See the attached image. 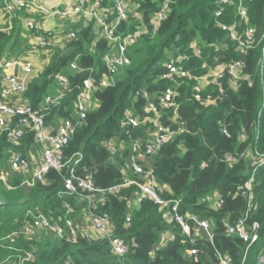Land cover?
I'll return each mask as SVG.
<instances>
[{
    "label": "trees",
    "instance_id": "16d2710c",
    "mask_svg": "<svg viewBox=\"0 0 264 264\" xmlns=\"http://www.w3.org/2000/svg\"><path fill=\"white\" fill-rule=\"evenodd\" d=\"M129 1L137 4L139 13H130L120 29L134 30L143 19L152 30L151 20L165 0ZM217 1L171 0L168 13L155 32L151 31L130 45L132 63L119 72L115 84L95 89L96 107L88 111L84 124L77 127L64 147L66 155L83 151L79 172L93 173L95 185L99 188L107 189L121 183L125 176L144 181L143 174L135 173L131 167L130 144L140 137L146 140V132L153 124L147 121L133 128L122 127L121 122L129 109L145 116L147 99L137 98V90L146 89L155 98L168 85L175 86L162 75L167 70V63L181 56L178 63L190 70L192 76L179 80L176 90L178 117L173 119L170 110L161 118L164 124L172 126L175 135L159 151L145 155L139 163L145 170L153 171L157 191L163 198H180L184 210L189 209L212 222L213 242L205 235L193 236L194 241H191L182 233L181 226L170 219L169 205L161 207L144 198L129 207L128 201L134 198L137 189L135 186H128L119 193L96 194L94 210L109 213L115 226L113 232L128 245L125 255H115L108 240L102 236L88 239L78 235L76 241H70L47 228H39L31 237L14 235V230L26 219H32L33 214L45 213L60 221L65 226V234L69 232L66 218L85 223L87 200L67 194L62 175L51 169L45 180L34 186L19 184L22 178L19 175L10 177V183L15 187L5 186L7 192L13 194L6 200L0 197V264H220L216 249L230 256L233 264H241L246 243L239 236L229 234L227 228L239 218L245 207V199L237 194V188L247 179L251 162L239 159L229 163L225 155L239 156L251 143L264 152V110L257 137L253 129L262 107L258 61L262 57L264 39L246 54L237 51L235 41L216 21L233 23L239 19L230 13L234 7L227 9L222 17H216ZM245 3L255 35L260 38L264 34V0H245ZM21 13L15 18L11 30L0 32V63L22 55L31 47L23 35L27 30L37 31L38 35L48 32H43L42 28L28 29L25 22L24 28ZM81 18L70 27L77 31V37L69 40L64 48L56 47V44L45 47L51 50L49 62L39 75L33 76L24 94L25 102L38 107L45 95L52 92L51 88L57 86L59 73L69 77L73 89L67 92L61 104L52 108L47 119L51 122H54L55 115L73 118L74 100L85 79L90 76L100 79L107 73L103 58L109 48L108 41L94 20L85 25ZM94 42L96 47L93 49ZM196 42L202 49L201 55L195 54ZM232 60L244 63V74L251 78V83L245 78L239 81L237 88H232L227 74L221 80V86L213 82L200 86L196 76L205 74L207 68L217 61ZM72 62L79 65V71L71 68ZM195 94H199L202 100L216 101L202 104ZM224 127L231 136L222 133ZM243 132L247 133L246 140L240 138L239 134ZM113 137L123 142L120 145L116 141L119 150L115 154L103 144ZM33 140L30 133L23 138L21 145H15L8 141L6 132L2 133L0 171H9L8 158L12 151L26 153ZM203 163L204 167H201ZM214 192L223 201L218 209H214L212 199H208ZM254 195L255 207L248 222L260 223L259 239L251 245L244 264H253L250 255L254 264H259V256L264 254V168L258 169L256 174ZM102 198L105 202H101ZM203 198L206 200L202 201ZM129 214L131 221L127 224ZM171 234L175 238H171ZM193 248L198 249L197 253L189 252Z\"/></svg>",
    "mask_w": 264,
    "mask_h": 264
},
{
    "label": "built area",
    "instance_id": "2783aa9c",
    "mask_svg": "<svg viewBox=\"0 0 264 264\" xmlns=\"http://www.w3.org/2000/svg\"><path fill=\"white\" fill-rule=\"evenodd\" d=\"M108 1H111L110 4ZM169 2L165 0L160 9L156 12L151 20L153 29L141 20L134 30L122 31L120 25L123 21L129 19L130 1L129 0H79L78 2L59 8L58 5L49 7L42 0H3L0 3V32L9 31L13 27L14 20L19 17V12L29 11L32 14L39 15L41 22L37 19L29 17L25 20L28 29L41 28L43 22L48 16L57 15L63 19L73 18L75 21L80 17L94 20L100 33L107 41L109 48L104 55V62L107 73L100 79L90 76L84 81V86L78 92L74 100V117H63L55 115L54 122L48 119L52 108L61 104L63 98L68 91L73 89L70 84L69 77L65 73L57 75V86L54 92L47 93L38 107L25 102L24 94L28 89V85L33 78L35 72V63L29 58L21 56L5 59L0 63V135L4 132L10 143L21 145L23 138L27 134L33 135V143L27 149L26 153L12 151L8 158V168L0 171V183L8 188H13L10 183L11 175H19L22 177L19 184L25 186H34L37 182L44 181L49 170L54 169L62 175V182L67 194L76 195L85 198L88 202L86 212L88 215L84 220L85 223H75L72 219L66 218V224L69 232L65 234V226L58 220H53L45 213L33 214L32 219H26L16 230L14 235H23L27 237L34 236L39 228L52 229L60 236L76 241L78 235H82L88 239H94L102 236L108 240L113 253L117 256L125 255L128 252L126 241L115 234L114 223L111 216L107 212L96 213L97 200L96 194L101 193H119L128 186H135L137 189L134 198L128 201V206L133 207V203L141 202L144 198L153 200L156 204L163 207L169 205L170 219L178 223L182 228V233L189 236L191 241L194 237L205 235L213 242L214 233L212 222L207 218L201 217L193 213L191 210H184L182 200L172 197L163 198L157 191V178L152 170H145L139 161L143 160L145 155L155 154L161 146L172 139L175 135L170 124H164L162 117L166 111L173 112V119L178 117V103L176 101V90L179 80L191 77L192 74L183 64L178 63L182 57L172 59L167 63V70L163 73L162 78L174 82L175 86L168 85L155 98L151 97V93L146 89L137 90L135 96L143 97L146 100L145 116L129 109L126 111L122 119V127L137 128L150 121L153 127L146 134V140L143 138L133 139L131 141L130 164L135 173L143 174L144 181L135 177L125 176L121 183L114 184L107 189L99 188L95 185L94 174H82L79 172L80 165L84 159L82 150L66 155L64 147L68 145L74 136L79 125H83L90 109L96 107L97 102L93 99L94 91L97 87L111 86L115 84L114 76L118 74L124 67L132 63L131 56L128 53L130 45L138 41L141 37L155 32L161 20L166 17L169 10ZM218 8L215 11L216 17H222L224 12L230 7H234L230 12L232 16H236L239 22L226 23L217 20V25L226 32L227 36L235 41L236 50L242 54L264 39V34L258 38L255 35V28L251 25L249 19L248 7L245 0H218ZM138 14V13H137ZM140 17V16H139ZM45 37L40 38L39 43L43 48L53 47L55 38L52 31L44 33ZM68 40L77 37V31L69 29L65 32ZM198 44V42H196ZM96 47V42L92 43L91 48ZM196 55H201L202 49L200 45L194 48ZM204 66H207L204 64ZM71 68L79 71L80 67L76 62L71 63ZM244 63L241 60H232L229 62L217 61L214 65L207 68V72L203 75L196 76L200 82V86H207L210 82L221 86V80L228 74V83L232 88H237L239 81L247 78L251 83V78L247 77L243 71ZM260 81L262 83V107L258 113V118L253 123V129L256 137L260 133L261 117L264 110V45L262 47V57L258 61ZM202 104L214 102L216 99L202 100L199 94L194 95ZM17 97L16 100H13ZM24 98V102L18 98ZM222 133L231 136L228 128L224 127ZM242 140L247 139V133H240ZM116 141L122 145L123 142L117 137L111 138L110 141L103 144L109 147L112 154L118 152ZM239 156L227 153L226 160L234 163L239 159H245L251 162V170L247 179L238 186L237 194L245 199V207L241 211L239 218L228 225L227 232L239 236L245 243L246 247L243 253L241 264L245 263L249 249L253 243L259 239L260 223L258 221L248 222L251 212L255 207L254 203V184L258 169L264 168V152L253 143L249 144ZM36 147L38 148L37 150ZM204 167V163L201 165ZM12 172V173H11ZM208 199H212L211 206L218 209L222 205V199L217 192ZM206 199L203 198L202 201ZM101 202H105L102 198ZM2 200L0 199V204ZM69 210L71 208L66 205ZM131 221V214L126 218L127 224ZM163 238L165 236L163 235ZM171 238H175L171 234ZM166 242V240H165ZM198 249H190L191 254L197 253ZM220 264H233L230 256L216 249ZM259 264H264V254L259 256Z\"/></svg>",
    "mask_w": 264,
    "mask_h": 264
},
{
    "label": "rangeland",
    "instance_id": "374dc122",
    "mask_svg": "<svg viewBox=\"0 0 264 264\" xmlns=\"http://www.w3.org/2000/svg\"><path fill=\"white\" fill-rule=\"evenodd\" d=\"M75 1L78 2L79 0H75ZM42 2L44 4H47V3H45V0H42ZM136 5L137 4H133V3H131V5H130V13L132 15H137L138 8H137ZM22 13H25V12H22ZM27 16H30V15H27ZM81 19H82V21H83V23L85 25H87L88 22L90 21V19H87V18H84V17H82ZM59 20L63 21V22L65 21L64 25L62 26V23L56 22V20H55L54 21L55 23H54V25H53V27L51 28L50 31L53 32V36L55 38L56 47L64 48L66 46L67 42L69 41L65 37V32L67 31L68 27H71L73 24L77 23L78 21H75V20H72V19H59ZM38 22H41V20L39 18H38ZM24 28H25V25H24ZM31 32H33L34 34H38L37 31H31ZM43 32H45V31L43 30ZM42 37H45L44 34L41 35L40 38H42ZM50 51H51L50 49L43 48V46L40 45L39 41H34L31 44V47L26 52H24L22 55H19V56H21L22 58L31 59L35 63V69H37L38 73H40V72L43 71L45 66L48 64V60L47 59H49V57H50ZM118 74H116L114 76L115 80L117 79ZM55 87L56 86L54 85V87H52L51 88L52 90H50V91L54 92ZM37 149L38 148L36 147L35 150H37ZM12 194H13L12 191L7 192V189L5 188V185L3 183H0V197L2 199L6 200ZM251 262L254 264V260L251 259V255H250V263Z\"/></svg>",
    "mask_w": 264,
    "mask_h": 264
},
{
    "label": "crops",
    "instance_id": "0c3cea01",
    "mask_svg": "<svg viewBox=\"0 0 264 264\" xmlns=\"http://www.w3.org/2000/svg\"><path fill=\"white\" fill-rule=\"evenodd\" d=\"M2 2H3V0H0V3H2ZM75 2H76L75 0H45V3H47V4H46L47 6H49V7H54V6L58 5L59 8H64V7H66L67 5L72 4V3H75ZM23 12H25V13H23V15H21L22 17L20 16V18H21V20H22V24H23V26H24V22H25V20H26L27 18H29L30 16L33 17V18H35V19H37V20H38V18H39V15H37V14H32V13L29 12V11H23ZM27 15H30V16H27ZM31 17H30V18H31ZM59 19H63V18L58 17L57 15L48 16L47 19L43 22L41 28H42L45 32L51 30V28L53 27V25H54V23H55V22H54L55 20H56V22L62 23V26H63L64 23H65V21L63 22V21H60ZM70 19L74 20L73 18H70ZM68 28H69V27H68ZM23 35L26 36L27 39L29 40V43L32 44L34 41H39L41 35H43V34L38 35V34H34V33H32L31 31H28V30H27V32L24 33ZM30 50H31V49H30ZM30 52H31V51H30ZM128 53H129V49H128ZM129 55H130V54H129ZM47 60H48V62H49V59H47ZM38 74H39V73H38L37 69H35V72H34L33 76H37ZM16 99H17V97H14V98H13V100H16ZM18 99H21V100H23V102H24V98L22 99V97H21V98H18Z\"/></svg>",
    "mask_w": 264,
    "mask_h": 264
},
{
    "label": "clouds",
    "instance_id": "9594fccd",
    "mask_svg": "<svg viewBox=\"0 0 264 264\" xmlns=\"http://www.w3.org/2000/svg\"><path fill=\"white\" fill-rule=\"evenodd\" d=\"M23 12V11H22ZM21 12H19V14H20ZM137 13H139V12H137ZM70 29V27L67 29V30H69Z\"/></svg>",
    "mask_w": 264,
    "mask_h": 264
}]
</instances>
